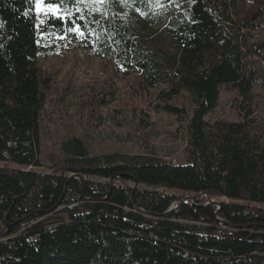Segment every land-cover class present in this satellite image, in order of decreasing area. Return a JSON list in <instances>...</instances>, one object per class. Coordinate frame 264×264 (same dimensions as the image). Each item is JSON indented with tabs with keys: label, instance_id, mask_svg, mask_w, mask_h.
I'll return each instance as SVG.
<instances>
[{
	"label": "trees",
	"instance_id": "obj_1",
	"mask_svg": "<svg viewBox=\"0 0 264 264\" xmlns=\"http://www.w3.org/2000/svg\"><path fill=\"white\" fill-rule=\"evenodd\" d=\"M45 3L65 19L40 25L35 0H0V264H264V125L254 116V88L264 92V0ZM74 26L81 46L118 58L145 86L190 96L191 114L170 102L154 107L186 118L185 163L98 152L72 136L50 156V172L37 171L47 86L38 59L48 53L41 36L66 39L69 29L74 40ZM221 84L240 94L238 121L204 119ZM86 176L108 182L94 188Z\"/></svg>",
	"mask_w": 264,
	"mask_h": 264
},
{
	"label": "rangeland",
	"instance_id": "obj_2",
	"mask_svg": "<svg viewBox=\"0 0 264 264\" xmlns=\"http://www.w3.org/2000/svg\"><path fill=\"white\" fill-rule=\"evenodd\" d=\"M33 12L40 25L49 16L65 19V15L59 11H50L45 0H42L39 7L35 0ZM66 33V39L63 36H41L42 45L47 47L48 53L44 51L38 59L47 86L38 128L39 154L43 166L37 171L50 172V156H60L61 142L72 136L82 138L98 152L103 150L148 154L169 164L185 163V140L181 138V134L186 118L156 112L154 107L170 102L191 114L194 106L190 96L183 91L168 98L167 87L149 88L144 85L138 73L129 72L122 67L118 58L107 59L81 46V31H74L77 37L74 40L71 39L69 29ZM250 42L254 45L261 44L260 33H254ZM260 67V63L254 66L259 74ZM254 93L257 96L254 116L260 127H263L264 92L260 86H256ZM239 100L237 90L221 84L217 106L205 115V121L214 123L240 120ZM86 179L94 188L108 182L107 179L96 176H86ZM121 184L139 191L174 194L181 198L186 195L163 186L154 188L135 185L131 181L111 183L114 186ZM221 227L224 228L223 225Z\"/></svg>",
	"mask_w": 264,
	"mask_h": 264
},
{
	"label": "snow or ice",
	"instance_id": "obj_3",
	"mask_svg": "<svg viewBox=\"0 0 264 264\" xmlns=\"http://www.w3.org/2000/svg\"><path fill=\"white\" fill-rule=\"evenodd\" d=\"M41 3H42V0H36L37 7H39V5ZM59 7L60 6L58 4H55V3H50L48 5V8H49L50 11H52V10L59 11ZM71 30L79 32V26H74L73 29H71ZM80 34H82V33H80Z\"/></svg>",
	"mask_w": 264,
	"mask_h": 264
},
{
	"label": "water",
	"instance_id": "obj_4",
	"mask_svg": "<svg viewBox=\"0 0 264 264\" xmlns=\"http://www.w3.org/2000/svg\"><path fill=\"white\" fill-rule=\"evenodd\" d=\"M71 177L80 179V181H81V183H82V180H83V179H82L81 176H79V175H73V174H72V175L70 176V178H71ZM112 181H113V178L110 179V183H112ZM134 184H135V185H138V183H134ZM207 199H208L209 201H211V202H213V203L219 205L218 203H216V202L214 201V199H211L210 197H207ZM176 206H177V205L172 206L171 210L175 209ZM171 210H169V211H171Z\"/></svg>",
	"mask_w": 264,
	"mask_h": 264
},
{
	"label": "built area",
	"instance_id": "obj_5",
	"mask_svg": "<svg viewBox=\"0 0 264 264\" xmlns=\"http://www.w3.org/2000/svg\"><path fill=\"white\" fill-rule=\"evenodd\" d=\"M221 230H225V228H222Z\"/></svg>",
	"mask_w": 264,
	"mask_h": 264
}]
</instances>
